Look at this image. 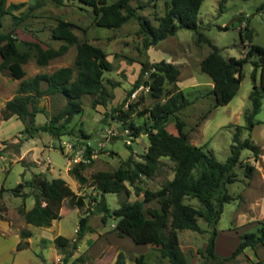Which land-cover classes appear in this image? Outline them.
Wrapping results in <instances>:
<instances>
[{
    "label": "rangeland",
    "instance_id": "obj_1",
    "mask_svg": "<svg viewBox=\"0 0 264 264\" xmlns=\"http://www.w3.org/2000/svg\"><path fill=\"white\" fill-rule=\"evenodd\" d=\"M111 1L114 0H108ZM165 1L130 0V4L140 5L138 14L149 18L156 25L164 14ZM262 2L264 0H226L220 7V0H202L198 10L199 30L220 49L225 58L243 56L250 41L264 46V7L257 9ZM27 5H33L31 15L13 31L17 47H23V39H39L37 41L58 47L61 40L52 38L49 31L57 18H64L76 24L73 30L79 40L87 39L103 48L112 63V68L105 71V77L120 84L112 88L105 82L107 90L114 92V97L105 104L94 105L92 101L95 94L81 97L82 112L75 114L69 123L73 128L72 133L55 137L37 130L30 137L25 131L28 119L22 121L16 115L4 117L5 102L17 92L23 78H30L38 72H52L61 66H74L76 45H70L63 55L51 59L45 65L37 64L35 58L31 57L22 65L25 74L21 78H14L6 67L0 70V264H113L119 251L125 254L126 264H134L135 256L140 253H145L146 264H171L166 257H161L156 245L136 243L129 235H118L114 230L116 219L112 215H108L105 222L101 220L102 213L95 209L96 200L93 197H99V191L92 184V174L98 170H118L125 177V170L132 166L125 163L128 156L131 155L133 160H143L149 145L148 136L141 132L136 137H130L128 124L133 122L135 125L147 126L149 115L141 112L151 107L157 99L150 95L146 86L136 88L132 91L134 95H126L140 71L139 60L153 62L160 59L171 61L180 69L177 84L191 101L176 116L183 120L184 130L191 143L201 145L205 151L212 152L223 161L230 154L236 125H240V139L250 137L261 148L256 158L248 148L241 150L240 163L235 167L236 180L227 185L233 199L224 203L216 223L215 259L203 256L211 228L201 217L199 223L202 230H178L179 244L189 264H251L252 259L257 258L264 262L261 245H257L256 254L248 247L231 259H223L232 253L241 239L240 235L255 230L258 220L264 217V96L260 110L254 116L256 123L252 130L245 127V111L252 106L249 92L254 82L259 84V73L255 80L251 76V59L257 58V53L243 63L242 78L236 94L229 102L213 106L211 78L199 67L211 46L205 41H197L195 30L181 27L175 34L144 49V33L140 32L136 17L119 28H106L96 25L91 7L78 0H65L63 5L54 0H28L23 8ZM2 21L1 30L12 28L13 21L9 14H5ZM246 21L252 28L251 40L242 39L239 34ZM171 86L165 84L166 89ZM122 102V109L128 112L123 120L112 111ZM64 104L65 97L60 93L40 97L38 106L43 111L36 113L35 125L47 121ZM208 108L211 109L207 112ZM174 119L171 117L167 123L172 133L177 132ZM80 131L89 137L80 136ZM67 143L72 144V147L69 148ZM84 143L91 146L93 160L82 171L88 177L87 182L79 183L69 173V168L77 162L73 158L84 157ZM247 164H251L253 169L248 171ZM174 167V160L160 157L154 173L151 176L140 175L136 182L142 189L155 191L173 177ZM34 172H43L48 178H64L77 194L84 196L83 205H72L65 199L61 216L54 219L50 226L26 222L19 208L23 206L29 209L34 204L32 194L23 195L30 192L28 181ZM19 182L22 185L16 191L14 187ZM124 182L129 194L124 190L104 194L110 209L126 199L144 198L143 191L136 194L133 185L126 179ZM185 201L199 206L196 198L187 197ZM159 206L158 196L145 201L146 215L150 216L148 208ZM84 214L89 215L92 229L74 247L78 219ZM22 229L30 230L31 236L21 237ZM57 234L68 238L69 242L63 249L53 242ZM64 255L68 256L67 261L63 260Z\"/></svg>",
    "mask_w": 264,
    "mask_h": 264
},
{
    "label": "trees",
    "instance_id": "obj_2",
    "mask_svg": "<svg viewBox=\"0 0 264 264\" xmlns=\"http://www.w3.org/2000/svg\"><path fill=\"white\" fill-rule=\"evenodd\" d=\"M54 1L57 4L64 3V0ZM78 1L91 7L98 26L119 28L132 17H136L140 32L144 33L142 40L144 49L159 43L168 35L175 34L181 27L195 30L196 40L205 41L211 46V50L201 59L199 67L211 78L213 106L229 102L236 94L242 78L243 63L257 53L258 57L251 59L253 65L251 76L255 80L259 73V84L254 82L249 92L252 106L245 111V127L252 130L256 123L254 116L260 110L261 99L264 96V46L250 41L243 56L225 58L220 49L199 30L198 10L202 0H166L164 14L156 25L149 18L138 14L137 8L141 6H132L130 0ZM225 1L220 0V7ZM25 5V2H11L6 5V0H0V56L2 58L0 70L6 67L14 78H21L25 74L22 65L31 57L35 58L37 64L45 65L51 59L63 55L73 44L76 45L74 66H61L52 72H38L30 78H23L17 87V92L5 102L3 114L5 118L16 115L22 121L28 119L25 131L30 137L37 130L60 137L72 133L73 128L69 126V123L75 114L82 112L81 97L83 95L95 94L96 97L92 103L105 104L109 98L114 97V92L107 90L105 82L112 88L120 83L105 77V71L112 68V63L103 48L87 39L79 40L73 30L76 24L64 18H57L55 25L51 28V37L61 40L58 47L43 46L40 41L26 39L21 40L23 47H17L13 31L31 15L30 10L33 8V5H27L20 9ZM263 7L264 2L257 9ZM5 14H9L13 21V26L8 31L1 30L2 18ZM243 28L239 30L240 37L251 40L252 28L248 21ZM129 60L134 61L133 58ZM139 62L140 71L126 96L143 85L157 100L151 107L144 108L141 112L149 115L147 126L135 125L133 122L128 124L131 129L129 136L136 137L143 132L148 136L149 145L143 154V160H133L131 155L128 156L125 163L132 166L125 170V177L121 176L118 170H98L92 174V184L99 191V197L93 196L96 200L95 209L102 213L103 222L108 215L116 219L114 230L118 235H129L136 243L156 245L161 257H166L171 264H189L179 244L178 230H202L199 223V217H201L211 228L206 247L203 249L205 251L203 256L206 259H215L216 223L224 203L233 199L227 185L236 180L235 167L240 163L241 150L248 148L256 158L261 148L250 137L240 139V125H236L230 154L223 161L217 159L212 152L205 151L201 145L191 143L188 133L184 130L183 120L176 116L177 112L191 101L177 84L180 74L178 65L165 59L153 62L139 60ZM74 69H76L75 75ZM166 83L171 84V88L166 89ZM54 93H60L65 97L64 106L44 123L35 125L36 113L43 111L38 106L39 98ZM123 106L124 102L112 108V111L122 120L128 115V112L122 109ZM210 109L208 108L207 112ZM171 117L175 118L176 133H172L167 128ZM79 135L89 137L83 131H80ZM84 144V157L69 168V173L79 183L87 182L88 177L82 171L93 160L91 146ZM160 157H169L175 161L173 177L155 191L148 188L142 189L136 181L140 175L151 176L160 163ZM247 169L250 171L253 166L247 164ZM125 179L133 185L136 194L143 191L144 198L126 199L121 201L119 206L110 209L104 194L122 190L129 194ZM21 185L22 183L19 182L14 189L19 191ZM28 185L31 188L30 192L23 195L26 197L32 194L34 204L29 209L20 206L19 211L26 222L37 226H50L54 219L59 218L65 199H68L72 205L81 206L84 203V196L77 194L62 177L48 178L43 172H34ZM154 196L159 197L160 206L148 208L150 216H147L144 202ZM187 197L196 198L199 206L186 202ZM91 229L89 215H81L78 219L74 247ZM31 234L32 232L28 229L20 231L21 237H28ZM240 236L241 239L232 253L223 259H231L248 247L256 254L257 245H261L264 250V217L258 220L255 230L245 231ZM53 242L63 249L69 241L67 237L57 234ZM67 258L68 256L64 255L63 260L67 261ZM145 258V253L136 255L134 264H146ZM113 264H126L125 254L122 251L117 253ZM251 264H264V262L257 258L252 259Z\"/></svg>",
    "mask_w": 264,
    "mask_h": 264
},
{
    "label": "crops",
    "instance_id": "obj_3",
    "mask_svg": "<svg viewBox=\"0 0 264 264\" xmlns=\"http://www.w3.org/2000/svg\"><path fill=\"white\" fill-rule=\"evenodd\" d=\"M27 1H28V0H6V5L9 4V3H11V2H16V3H18V2H25V3H26ZM64 3H65V0H64ZM64 3H63V4H64ZM63 4H61V5H63ZM23 7H24V6H23ZM23 7H21L20 9H23ZM20 9H19V10H20ZM15 12H17V10H16ZM71 22H72V21H71ZM49 32H50V35H51V29H50ZM37 40H39V39H37ZM40 42H41V41H40ZM41 44H42L43 46H46V45H47V44H44V42H41ZM1 59H2V58H1V56H0V61H1ZM211 85H212V84H211ZM117 86H118V85H117Z\"/></svg>",
    "mask_w": 264,
    "mask_h": 264
},
{
    "label": "built area",
    "instance_id": "obj_4",
    "mask_svg": "<svg viewBox=\"0 0 264 264\" xmlns=\"http://www.w3.org/2000/svg\"><path fill=\"white\" fill-rule=\"evenodd\" d=\"M140 86H143V85H140ZM131 94H132V95H134V94H135V92H132ZM110 133L114 134V132H111V131H110ZM67 144H68L69 148H71V147H72L70 143H67ZM80 159H81L80 157L73 158V160H74V161H79ZM69 160H70V159H69Z\"/></svg>",
    "mask_w": 264,
    "mask_h": 264
}]
</instances>
